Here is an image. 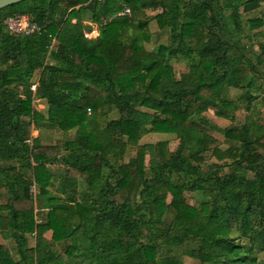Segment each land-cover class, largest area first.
<instances>
[{
	"label": "trees",
	"instance_id": "16d2710c",
	"mask_svg": "<svg viewBox=\"0 0 264 264\" xmlns=\"http://www.w3.org/2000/svg\"><path fill=\"white\" fill-rule=\"evenodd\" d=\"M16 14L39 31L9 34L3 20ZM152 19L167 38L149 50ZM172 60L184 63L177 76ZM256 82L264 85V0H22L0 9V238L10 244L0 243V264H182V255L264 264V131L253 133L258 95L248 91ZM229 88L246 114L219 127L203 113L234 120ZM40 127L73 134L42 144L31 135ZM155 130L178 144L170 152L156 141L144 168L139 140ZM185 192L199 195L196 206Z\"/></svg>",
	"mask_w": 264,
	"mask_h": 264
},
{
	"label": "rangeland",
	"instance_id": "374dc122",
	"mask_svg": "<svg viewBox=\"0 0 264 264\" xmlns=\"http://www.w3.org/2000/svg\"><path fill=\"white\" fill-rule=\"evenodd\" d=\"M125 12V11H124ZM158 12V9L152 10V9H146L145 13L147 16H151L154 13ZM260 12V10L252 12L249 14L251 15H256ZM149 26V31L151 33V40L147 43H144V46L146 49H153L158 43H163L166 41L167 38V32L166 30H161L157 28L155 21L149 20L148 22ZM99 28L94 26L93 29L87 34L88 39H94L97 38ZM172 68L174 70L175 76L178 75V71L183 68L184 63L182 61H171ZM33 79L32 81L35 82V79L37 77V72L33 74ZM248 91L252 94L258 95V98H256L252 103L250 107V114L251 117L254 120L253 124V133L254 135L260 134L262 131H264V85L259 87V82H256V84L248 89ZM240 90L234 89V88H229L227 97L232 100L233 106V114H234V120H228V119H223L220 117L214 116L210 111H206L203 113V115L208 118L212 123L219 127H225L230 124H237L241 123L245 117V111L243 110V102L240 98ZM33 105L38 109L40 112H44L45 110V102L44 100H34ZM144 110V109H143ZM117 116V113L115 111L110 112L109 118H115ZM73 134V129H70L67 133H63L62 131L56 129V128H48V127H40L38 130H32L31 135L35 136L38 135L40 142L42 144H50L52 143L55 139L57 138H63L67 137ZM214 137L219 139L220 141L223 139L222 135L216 131L213 132ZM156 141H165L167 149L171 152L173 151L177 144L178 140L174 135L162 131H154V132H149L141 137L139 140V143L143 146V156H142V165L144 168H147L149 165L155 163V155H154V150H153V145ZM225 144L222 143L221 147H224ZM198 147L192 146L189 149V152L192 153L196 151ZM134 148L128 147L126 150V153L124 155V161H126L129 157L134 155ZM208 161H213V158H207ZM49 168L51 170L58 171L60 170V167L57 166L56 164L49 165ZM34 189V193L36 192V188L34 185H32ZM185 197L186 201L189 204L197 205L198 202L200 201V197L196 193H189L185 192ZM44 211V210H43ZM50 231H45L44 236L49 237ZM27 240H28V245L33 246V235L32 234H27ZM0 243H5L8 246L10 244L8 241H4L0 238ZM60 247V245L58 246ZM181 261L182 264H194L195 261L187 256L182 255L181 256Z\"/></svg>",
	"mask_w": 264,
	"mask_h": 264
},
{
	"label": "built area",
	"instance_id": "2783aa9c",
	"mask_svg": "<svg viewBox=\"0 0 264 264\" xmlns=\"http://www.w3.org/2000/svg\"><path fill=\"white\" fill-rule=\"evenodd\" d=\"M124 11L127 12V10ZM3 25L9 34L14 35H27L34 32H38L40 29L39 26L29 21L28 16L26 14H16L6 17L3 20ZM53 41L54 40L52 39L49 48L52 46ZM34 87L35 84L30 85L31 90H34ZM30 191L34 193L33 187H31Z\"/></svg>",
	"mask_w": 264,
	"mask_h": 264
},
{
	"label": "water",
	"instance_id": "95a60500",
	"mask_svg": "<svg viewBox=\"0 0 264 264\" xmlns=\"http://www.w3.org/2000/svg\"><path fill=\"white\" fill-rule=\"evenodd\" d=\"M22 0H0V9Z\"/></svg>",
	"mask_w": 264,
	"mask_h": 264
}]
</instances>
